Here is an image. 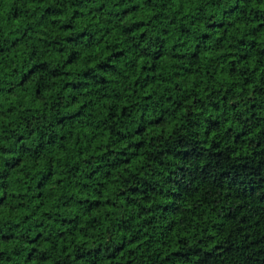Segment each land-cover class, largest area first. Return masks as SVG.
<instances>
[{
    "label": "trees",
    "instance_id": "1",
    "mask_svg": "<svg viewBox=\"0 0 264 264\" xmlns=\"http://www.w3.org/2000/svg\"><path fill=\"white\" fill-rule=\"evenodd\" d=\"M0 264H264V0H0Z\"/></svg>",
    "mask_w": 264,
    "mask_h": 264
}]
</instances>
